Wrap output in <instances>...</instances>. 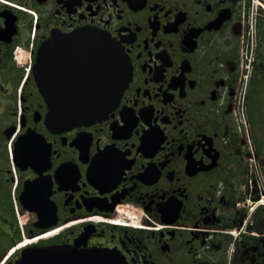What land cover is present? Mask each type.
Masks as SVG:
<instances>
[{
	"label": "flooded vegetation",
	"instance_id": "af4514ba",
	"mask_svg": "<svg viewBox=\"0 0 264 264\" xmlns=\"http://www.w3.org/2000/svg\"><path fill=\"white\" fill-rule=\"evenodd\" d=\"M82 29L116 42L127 82L75 125L55 110L107 64L48 41ZM262 197L264 0H0V264L46 246L264 264Z\"/></svg>",
	"mask_w": 264,
	"mask_h": 264
},
{
	"label": "water",
	"instance_id": "95a60500",
	"mask_svg": "<svg viewBox=\"0 0 264 264\" xmlns=\"http://www.w3.org/2000/svg\"><path fill=\"white\" fill-rule=\"evenodd\" d=\"M48 42H72L71 46L76 47L85 42L83 46L94 49L93 53L97 54L98 60L102 51L104 64H107V72L103 76L104 87L89 89L87 81V92L76 93L66 102L71 108H60L55 111L62 121L75 125L103 118L116 105L127 82L126 64L120 47L108 35L93 29L78 30L68 36H53ZM51 46L54 44L51 43ZM44 260L50 264H121L108 254L67 246L26 249L15 264H40Z\"/></svg>",
	"mask_w": 264,
	"mask_h": 264
}]
</instances>
